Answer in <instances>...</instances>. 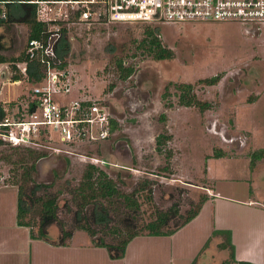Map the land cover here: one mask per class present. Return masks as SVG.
<instances>
[{"label": "rangeland", "instance_id": "1", "mask_svg": "<svg viewBox=\"0 0 264 264\" xmlns=\"http://www.w3.org/2000/svg\"><path fill=\"white\" fill-rule=\"evenodd\" d=\"M154 25L158 24L67 25L66 78L57 87L56 101H89L104 107L109 103L119 107L124 123L101 143L68 147L48 132L36 138V145L0 147V264H222L230 254L220 248L224 238L214 235L217 230L233 232L242 261L264 264V25L160 24L161 43L172 53L171 59L160 61L146 51L148 27ZM17 33L16 44L5 56L25 51L27 28L20 26ZM120 60L134 68L127 80L120 77ZM20 65L0 64V101L10 114V105L16 109L34 99V84L25 75L22 81L13 78L21 74ZM241 74L246 79L239 83ZM215 78L219 80L211 83ZM181 84H191L195 99L200 105L209 103V109L180 105ZM222 134L236 139L231 143ZM163 136L168 138L158 146ZM32 151L48 155L36 162L33 178L53 185L49 194L62 193L67 203L92 163L118 180L123 193L149 181L138 198L142 223L153 214L152 205L144 202L149 192L159 210L179 201L183 216L202 196L209 199L174 235L135 238L124 259L113 260L108 249L94 247L84 231L75 232L66 245H55L62 241L58 238L50 244L33 237L39 231L40 203L32 213L33 229L18 221V193L20 187L28 191L23 175L35 163ZM256 154L262 159L254 160ZM113 203L116 209L111 213L118 224V213L128 212L121 201Z\"/></svg>", "mask_w": 264, "mask_h": 264}, {"label": "trees", "instance_id": "2", "mask_svg": "<svg viewBox=\"0 0 264 264\" xmlns=\"http://www.w3.org/2000/svg\"><path fill=\"white\" fill-rule=\"evenodd\" d=\"M7 19H0V64L11 63L13 66L18 67L21 64V74L15 75V81H22L25 79L34 86L43 83L45 78V69L42 63L38 60H30L26 49L17 57L5 56L17 42L18 28L25 26L27 28V41L36 39L41 41L45 48L50 53L52 67L61 71H65L67 66L66 58L69 48V35L68 24L60 20H47L43 19L40 11L36 5H21L13 4L8 8ZM59 25L60 31L55 32L54 27ZM148 48L147 52L152 55L156 60H168L172 58V53L163 46L160 40V26L154 25L148 27ZM145 44L142 43V45ZM141 45V46H142ZM144 49L143 47H140ZM118 71L123 80H127L134 74L133 67H126L123 61L118 62ZM23 71V74H22ZM217 78L212 79L210 82L215 83ZM179 94V104L185 107L193 105H200L192 94L194 88L190 84H181L177 86ZM94 103L86 102L84 105L91 106ZM14 106V104H12ZM101 106V105H100ZM201 106V105H200ZM16 117L18 119H27L28 115L36 110V104L30 102L23 106L22 104L16 106ZM15 108V107H14ZM203 108H205L203 106ZM202 108V109H203ZM8 109L0 102V121L8 115ZM168 137L163 136L158 139V146L162 145L163 139ZM33 151L31 154L33 155ZM46 154L33 155L35 163L24 171L23 180L28 185V191L25 188H19L18 195V221L19 225L34 228L33 212H36V204L40 203L41 213H39V231L37 235L32 233L33 237L38 240L54 244L48 238L44 228L49 226L55 221H58L62 228L61 243L55 245H66L67 240H70L75 232L84 231L92 239V244L96 248H106L110 252V257L113 260L123 259L126 255L129 244L141 235L151 237L171 236L178 232L180 229L192 222L201 212L202 207L208 201L207 195L202 196L194 210L187 216L180 213V203L175 202L167 210H159L154 206L153 197L149 194L144 198V202L152 205L153 214L147 222H140L142 203L139 201V194L146 191L148 182H144L142 187L133 190L129 193L120 192L118 182L110 178L107 173L99 166L92 163L89 164L84 172L76 189L73 192V204L79 207V212L74 213V223L72 228H65L66 224L58 217V196L62 193L49 194L39 197L38 194L42 186L35 183L33 173L36 172V162L42 159ZM261 154L254 155V160L261 158ZM23 189V190H22ZM25 191V192H24ZM59 194V195H58ZM115 200L121 201L128 213H118L119 218L116 220L112 216L111 209ZM106 202L110 209L105 205ZM87 209V211H86ZM86 211V212H85ZM118 212V210H117ZM28 217V221H27ZM72 229V230H71ZM222 236L224 239L220 248L228 250L230 257L222 264H252L249 262H238L235 256V247L232 243V232L230 230H217L214 235ZM108 235V237H104ZM53 242V243H52ZM204 249V248H203ZM197 260V259H196ZM195 262L193 263H196Z\"/></svg>", "mask_w": 264, "mask_h": 264}, {"label": "built area", "instance_id": "3", "mask_svg": "<svg viewBox=\"0 0 264 264\" xmlns=\"http://www.w3.org/2000/svg\"><path fill=\"white\" fill-rule=\"evenodd\" d=\"M13 4L36 5L43 19L60 20L68 25L97 22L264 25V0H0V19H7L8 8ZM54 30L60 31L58 24ZM26 53L30 60L43 64L45 78L33 88L36 110L27 119H18L12 112L0 121V147L36 145V138L45 137L48 132L68 147L109 140L112 126L105 107L86 106L84 103L89 101L80 100L60 105L54 94L66 73L52 67L51 55L41 41L29 40Z\"/></svg>", "mask_w": 264, "mask_h": 264}, {"label": "flooded vegetation", "instance_id": "4", "mask_svg": "<svg viewBox=\"0 0 264 264\" xmlns=\"http://www.w3.org/2000/svg\"><path fill=\"white\" fill-rule=\"evenodd\" d=\"M132 76H130V77H132ZM242 77H243V79H246V75L245 74H243V75L241 74V76H239V78H238V82L239 83H240V80L239 79L242 78ZM217 80H219V78ZM202 105L205 107V109H209V107H210V104L209 103H204V104H201V106H200L201 109L203 108ZM105 109H106V112L108 114V118L110 120L111 126H112V135L109 138V140H110L112 138V136L115 135V131H118L117 128L124 123V118L121 116V110H119V107L115 108L114 106H112V105H110L108 103V104L105 105ZM222 136H223L224 139H226L223 134H222ZM235 139L231 138L230 140H228V139H226V140L227 141H230L231 143H233L235 141ZM261 153H264V150H262ZM45 158H48V155L47 154L43 157V159H45ZM261 159H262V157H261ZM122 180H124V179H120L119 181L122 182L123 185H125L127 182L126 181H122ZM34 181H35L36 184L42 186V188L40 190V193L44 192L46 194L48 192V190L51 191L50 188L53 187V185H50V184L47 185V184L39 183L38 181L35 180V178H34ZM72 202L69 201L67 203V201L64 200V195L63 194H60L58 196V206H59L60 209L58 210L57 213H58V217L60 218V220H62V221L65 222V224H66L65 228L68 227V226L71 227V225L73 223L72 222V219L74 221V218H75L74 213H78L79 212V207L77 205H74ZM86 211H87V209H86ZM64 213L69 218V222L65 220ZM44 230H45L46 234L48 235V238L51 241L52 240H55L57 238L58 239H61L62 236H63V234H62V228H61V225L59 224L58 221L53 222L52 224H50L49 226H47L46 228H44Z\"/></svg>", "mask_w": 264, "mask_h": 264}, {"label": "crops", "instance_id": "5", "mask_svg": "<svg viewBox=\"0 0 264 264\" xmlns=\"http://www.w3.org/2000/svg\"><path fill=\"white\" fill-rule=\"evenodd\" d=\"M19 67H21V65L19 66ZM0 102H4V101H0ZM5 103V102H4ZM10 108H11V111L15 114L16 113V109L14 108V106H12V105H10L9 106ZM9 113V112H8ZM212 197V196H211ZM201 213V212H200ZM231 231V230H230ZM232 232V231H231ZM220 238H222V237H220ZM223 243V241H221V243H220V245ZM232 243H233V232H232ZM218 243L216 242V244L215 245H217ZM234 245V244H233ZM234 247H235V251H236V253H235V256H236V260L238 261V262H241L242 260L238 257V253H237V247H236V245H234ZM224 251H226V250H224ZM125 257H126V255H125ZM124 257V258H125ZM123 258V259H124ZM245 262H249V263H252V264H258V263H256V262H253V261H250V260H246ZM261 264V263H260Z\"/></svg>", "mask_w": 264, "mask_h": 264}, {"label": "water", "instance_id": "6", "mask_svg": "<svg viewBox=\"0 0 264 264\" xmlns=\"http://www.w3.org/2000/svg\"><path fill=\"white\" fill-rule=\"evenodd\" d=\"M40 106V104H37V107H39ZM36 169H38V164L36 165Z\"/></svg>", "mask_w": 264, "mask_h": 264}]
</instances>
